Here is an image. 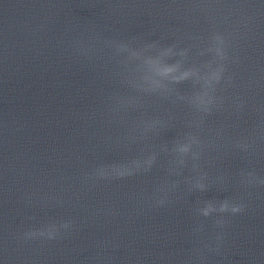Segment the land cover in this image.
I'll use <instances>...</instances> for the list:
<instances>
[{"label":"clouds","instance_id":"9594fccd","mask_svg":"<svg viewBox=\"0 0 264 264\" xmlns=\"http://www.w3.org/2000/svg\"><path fill=\"white\" fill-rule=\"evenodd\" d=\"M174 71V68H172V67H166V68H164V69H162L161 70V72H160V74L162 75V76H167L168 74H170L171 72H173ZM183 151H187V148H183L182 149ZM124 173H120V175H123ZM215 209H205L204 211H203V215L204 216H208L209 214H210V211H214ZM229 209H228V205H227V203H224V204H222L221 205V207H220V211L221 212H225V211H228ZM242 210V208H241V206H234V207H232L231 208V211L233 212V213H236V212H240Z\"/></svg>","mask_w":264,"mask_h":264}]
</instances>
